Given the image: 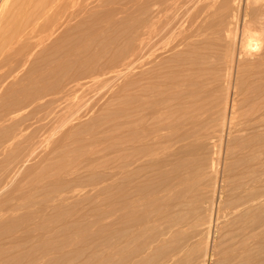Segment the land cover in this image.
<instances>
[{"label":"rangeland","instance_id":"374dc122","mask_svg":"<svg viewBox=\"0 0 264 264\" xmlns=\"http://www.w3.org/2000/svg\"><path fill=\"white\" fill-rule=\"evenodd\" d=\"M138 11V0H95L93 15L94 31L92 34V37L95 39V41L91 39L94 44L92 53H95V57L105 60L115 53L116 43L118 41H125V38L128 35L129 31H135L138 27ZM117 27L118 29H115ZM97 33L100 35H98ZM118 35L120 36L118 37ZM160 40L162 42L161 44L159 43V45L162 46H158V48L159 53L162 54L163 47L170 44L173 39H165L163 37L162 39L160 38L158 42ZM108 41L112 42L109 44ZM110 47H112V49ZM104 51H106L108 54H106V52ZM189 55L185 53H179L171 55L172 59L169 56H161L160 61L162 60V62L159 61L156 67L157 69H159L160 73L163 74L159 75L156 80L151 79L147 82H143L141 85H139L138 83L131 84L129 89L131 90V92H129L132 97L130 96L131 99L129 105H126L125 103L126 92L124 88L125 79L127 78V72L123 71V69H121L120 67H117V72H113L112 74H109L107 76H100L94 80L91 79L89 81H86L85 83L79 85L77 90H73L71 93H69V95L67 94L66 96H62L61 98L56 100L55 103H51L49 107H47L48 105L45 106V108L43 107V112H48L49 109V111H52L53 109V112L48 113L49 115H44L43 113L44 118L43 121H41L43 127H41V129L39 130L40 125H38V132L35 131V125L37 127L38 123L36 121L37 123L34 122L35 125L33 124V128H30V130L33 129L35 132H37L36 134L34 133L32 135L33 131L31 130L32 137L29 138L19 136L16 138V142H19L22 145L28 144L31 139L33 143L25 149H21L19 147L20 145L16 147L18 160L14 165H12V167L4 168L5 166L3 165V162L0 161V187L3 186L0 188V264H24L25 262V264H125L126 262H131L133 260V257L136 256L137 252L140 249L144 250L143 257L139 262L137 261L134 264H264L261 263V260L264 261V255H262V253H264V248H262L264 247V236H262V238L258 240L254 238L253 234L254 231H259L253 230L254 225L257 224L256 219H264V210H262L264 209V199H262L264 198V187H261L264 186V163H261L258 166H251L252 168H250V166L248 165L249 162L244 156L246 150V140L242 137L237 138L236 140H228V138H225L227 137L226 133H228V123L225 126L226 130L221 131L220 120H222L223 116V100L226 95H229L230 99L233 97V91L231 90L235 89V82L241 74H239V72H236L235 69L229 67V56H224L222 54L216 53L211 54L210 56L208 55L206 57ZM223 56L225 57V59L223 58ZM220 57H222V59ZM200 58L203 60H201ZM201 61L204 62L200 63ZM208 68L211 72H208ZM131 69L132 71L130 74L135 77L134 73L137 70V64H134ZM201 69H204V71H202ZM223 69H225L226 71H224ZM119 71L122 73H120ZM227 75L229 77H227ZM247 76L248 75L246 73L242 75L241 78H245ZM261 76V79L259 78L258 80L254 81L255 88L257 85H264V73H262ZM241 78L240 80H242ZM152 83L155 85H153ZM167 84H169V86H167ZM193 84H195V86ZM152 85L157 86V89L156 87H154L153 89ZM164 85H166L167 87ZM148 86H150V88ZM195 90L199 91L196 92ZM257 90L258 88H256V91H253V93H251L252 91H249L246 94L247 97L243 96L242 98V94H240L241 96L238 95V116L244 114L238 117L239 120H242L246 117L247 114H250L257 109V103L252 98L254 95H256ZM176 93L179 97L176 95ZM172 95H175L176 97H173ZM213 95H216V97H213ZM164 98L168 99L162 101L164 100ZM171 98L174 99V101ZM246 98L247 100H245ZM196 103L199 104L197 105ZM148 104L150 105L148 106ZM128 108L130 110V114L126 115ZM170 108L172 110H170ZM191 110L194 111L192 112ZM185 111H187V113L189 114H187ZM164 112L165 114H163ZM180 114L183 116H179ZM229 114L231 113L229 112ZM156 115H158L160 118H158V116ZM45 117L48 118L45 119ZM128 120H130L129 123L127 122ZM201 120L204 123L201 122ZM177 121L179 122L176 123ZM132 122L134 123L132 124ZM210 122L211 124H209ZM170 123L171 125H169ZM130 128L131 133L129 132ZM146 129L150 133H147ZM203 130H210L209 132L213 134V137L207 144L202 143V138L199 136ZM259 131L257 134L260 135L257 136L256 139L264 141V130H262L261 132ZM169 132L170 134H168ZM131 134L134 136H132ZM127 136H129V138H127ZM125 138L127 139L125 140ZM192 138L194 140H192ZM213 147L215 149H213ZM115 153L119 155H116ZM169 155H171V157ZM257 157L264 161V152H262V154H257ZM33 159L35 162L33 161ZM144 160H146L147 162ZM234 161H236V163ZM210 164H212V166ZM1 166H3L5 170H2L3 168H1ZM143 166L145 167L143 168ZM202 166L204 169L202 168ZM200 167L202 169H200ZM169 169H172L171 173L169 172ZM195 169L196 171H194ZM228 169L230 170L228 171ZM206 170L207 172H209L208 174ZM244 172L245 175L243 174ZM247 172L250 175H248ZM197 177L199 178V181ZM39 180L42 181L39 182ZM195 180L197 181V183H195ZM188 182L191 183H189L190 186ZM108 183L110 184L108 185ZM214 185L216 189L212 187ZM240 185L241 187H239ZM62 186H65L67 188H63ZM255 187L258 189V191ZM135 188L137 189V191ZM260 190L262 191L261 194L259 192ZM196 191H198L199 193ZM127 193L130 194H128L127 196ZM49 194L51 196H49ZM253 195L257 198L259 197V205L257 204L255 206H250L249 208H247V210H245V207L251 203V200H253L251 199ZM237 197L239 198V200ZM246 199H249L250 201H247ZM135 200L136 203H134ZM9 201H11V203ZM62 203L64 204L62 205ZM166 203H171L173 205L171 209V213L173 212V215L171 214L169 216L170 218L167 217L169 219L164 217L161 220L162 225L159 224V226L161 227L160 228L159 226H157L159 221H157L156 218V208L159 204L165 205ZM178 203L181 205H177ZM55 206L57 209L55 208ZM123 206L125 207L124 209ZM133 206H136V209H134ZM129 207H132L133 209H130ZM183 209L185 211H183ZM110 210L113 211L111 212ZM225 210L228 211V214L220 217V219L222 220L220 222V225V223H217V214L219 211L223 212ZM180 211H182V213H180ZM174 212L176 215L174 214ZM258 212H260L261 214ZM26 213L29 215V217ZM59 214H61L60 217L57 216ZM185 214L187 215V217ZM180 215L184 216L182 218L184 220L181 221ZM259 215H262V217ZM136 218L138 219L137 221H143L144 226H135V223L137 222ZM230 220L231 223L233 221L232 224L230 223ZM77 221H80V223L77 224ZM125 221L127 222L125 223ZM149 221L152 224L149 225ZM155 221H157L156 224ZM65 224H68V226ZM164 224L167 225L164 226ZM37 226L39 227L37 228ZM225 226L227 229L225 228ZM155 227H157L158 229H155ZM215 227L218 228L216 229ZM244 227L247 228L245 229ZM28 228H32V232L30 229L29 231ZM168 228L172 229V233L170 232V234H167ZM220 228L221 232L219 231ZM8 229L10 232L8 231ZM26 230L29 232H27ZM168 235L170 236V239ZM110 237L112 238L110 239ZM216 238L218 239V241L215 240ZM247 238L250 239L248 240ZM29 239H31L32 241H29ZM133 239H135V241ZM107 240L110 241L106 244ZM167 240L169 243L166 242ZM21 244H23L24 246H22ZM97 244L99 245L97 246ZM14 246L18 247L14 248ZM169 246H171L172 248ZM183 247L184 249H182ZM259 248L262 249L259 250ZM170 249H173L175 251V255L178 256L177 258H175L176 256H174L173 261L169 260L168 258V251ZM229 249L231 250L229 251ZM256 250H259V252L257 251V254H255ZM189 251L192 254H190ZM245 258L251 261L246 260ZM35 259L36 261H34Z\"/></svg>","mask_w":264,"mask_h":264},{"label":"bare ground","instance_id":"6f19581e","mask_svg":"<svg viewBox=\"0 0 264 264\" xmlns=\"http://www.w3.org/2000/svg\"><path fill=\"white\" fill-rule=\"evenodd\" d=\"M122 1V0H121ZM120 2V1H119ZM106 3V2H104ZM103 4V3H101ZM100 4V5H101ZM139 4V24L135 31H129L125 41L116 43V51L111 57L105 60L95 57L93 54L92 37L94 28V5L95 0H0V161L6 167H12L18 160L16 147L25 149L30 146L32 139L28 144L16 142V138L32 137L43 127V113L47 115L49 112H43V107H49L51 103L62 96H66L73 90H77L78 86L96 79L100 76H107L113 72H117V67L127 72L125 79V103L130 104V85L138 83L141 85L151 79H157L160 73L157 69L161 56H169L185 53L190 55H198L202 57L211 54H222L229 56V67L241 74L236 82L233 91V97L229 95L224 98L222 104V120L221 131L228 127V140L244 138L246 140L245 158L251 166H258L264 163L257 154L264 152V141L256 139L259 130H264V85H257L256 95L252 98L257 103V109L247 114L245 118L239 120L237 109L239 107L238 95L242 94V98L247 97L249 91H256L254 81L262 77L264 73V0H138ZM99 5V4H98ZM97 5V6H98ZM129 5V4H128ZM130 6V5H129ZM125 7V6H124ZM128 8V7H127ZM136 8V7H135ZM134 8V9H135ZM103 9V8H102ZM129 9V8H128ZM121 13V12H120ZM118 16V15H117ZM124 16V15H123ZM119 19V18H118ZM133 20V19H132ZM136 22V21H134ZM113 23V21H112ZM123 24V22H122ZM114 26V25H113ZM130 27V26H128ZM110 29V28H109ZM115 29H118L115 28ZM128 29V28H127ZM114 31V30H113ZM98 32V31H97ZM122 32V31H121ZM103 33V32H102ZM98 34V33H97ZM118 34V32H117ZM100 35V34H98ZM120 35H118L119 37ZM95 37V36H94ZM117 37V38H118ZM172 38L170 44L164 46L162 54L159 53L158 46L161 44V38ZM96 38V37H95ZM122 38V37H121ZM111 40V39H110ZM117 40V39H116ZM102 41V40H101ZM100 42V41H99ZM112 42V41H111ZM108 41V43H111ZM116 42V41H115ZM158 42V44H157ZM106 43V42H105ZM104 43V44H105ZM108 44V46H109ZM97 46V45H96ZM99 46V45H98ZM107 46V45H106ZM105 46V47H106ZM112 49V47H110ZM109 48V49H110ZM102 50V49H101ZM100 50V51H101ZM110 51V50H109ZM106 52V51H104ZM106 54H108L106 52ZM189 55V56H190ZM100 56V54H99ZM223 58L225 59V57ZM103 57V56H102ZM101 58V57H100ZM195 58V57H193ZM218 58V57H214ZM222 59V57H220ZM172 59V57H171ZM201 59V58H200ZM211 59V58H209ZM165 60V59H164ZM203 60V59H201ZM206 60V59H204ZM169 61V60H168ZM189 61V60H187ZM162 62V60L160 61ZM201 61L200 63H203ZM218 62V61H217ZM227 62V61H226ZM198 63V62H196ZM210 63V62H209ZM137 64L135 77L131 75L132 66ZM194 64V63H192ZM227 64V63H226ZM190 65V64H189ZM196 65V64H195ZM203 65V64H202ZM159 66V65H158ZM227 67V66H226ZM230 68V69H231ZM165 69V68H164ZM209 69V68H208ZM229 69V71H230ZM162 70V69H161ZM200 70V69H199ZM204 71V69H201ZM212 70V69H211ZM226 71L225 69H223ZM222 70V71H223ZM134 71V70H133ZM175 71V70H174ZM216 71V70H214ZM219 71V70H218ZM223 71V72H224ZM120 72V71H119ZM199 72V71H198ZM206 72V71H205ZM208 72H211L210 69ZM241 72V73H240ZM122 73V72H120ZM194 73V72H193ZM247 73V77L241 78ZM118 74V73H117ZM125 74V72H124ZM171 74V73H170ZM192 74V73H191ZM190 74V75H191ZM195 74V73H194ZM204 74V73H203ZM206 74V73H205ZM235 74V73H234ZM174 75V74H173ZM115 76V75H114ZM176 76V75H175ZM208 76V75H206ZM214 76V75H213ZM224 76V75H222ZM246 76V75H245ZM180 77V76H179ZM227 77H229L227 75ZM124 78V77H123ZM122 78V79H123ZM162 78V77H160ZM168 78V77H167ZM184 78V76H183ZM240 78L242 80H240ZM173 79V77H172ZM175 79V78H174ZM261 79V78H260ZM164 80V78H163ZM228 80V79H227ZM208 81V80H207ZM219 81V80H218ZM230 81V80H229ZM154 82V81H153ZM163 82V81H162ZM170 82V80H169ZM232 82V81H231ZM177 83V82H176ZM180 83V82H179ZM184 83V82H183ZM189 83V82H188ZM194 83V82H193ZM196 83V81H195ZM258 83V81H257ZM150 84V83H148ZM153 84V83H152ZM160 84V83H159ZM185 84V83H184ZM198 84V82H197ZM211 84V83H210ZM147 85V84H145ZM155 85V84H153ZM152 88L157 86H153ZM171 85V84H170ZM173 85V84H172ZM195 86V84H193ZM166 86V85H164ZM169 86V84H167ZM166 86V87H167ZM176 86V84H175ZM187 86V84H186ZM192 86V85H191ZM233 86V85H232ZM101 87V86H100ZM150 88V86H148ZM161 87V85H160ZM178 87V86H177ZM182 87V86H181ZM193 87V86H192ZM204 87V86H203ZM228 87V86H227ZM147 88V87H145ZM144 88V90H145ZM164 88V87H163ZM180 88V87H179ZM223 89V88H222ZM232 89V88H231ZM111 90V89H110ZM194 90V89H193ZM197 90V89H196ZM195 90V91H196ZM130 91V92H129ZM192 91V90H190ZM199 91V90H198ZM196 91V92H198ZM140 92V91H139ZM205 92V91H204ZM165 93V92H163ZM192 93V92H190ZM214 93V92H213ZM96 94V93H95ZM179 94V93H178ZM229 94V93H226ZM250 94V93H249ZM134 95V94H133ZM177 95V93H176ZM201 95V94H200ZM206 95V94H205ZM210 95V94H209ZM136 96V95H135ZM149 96V95H148ZM173 97L175 95H172ZM178 96V95H177ZM196 96V95H195ZM212 96V95H211ZM241 96V95H240ZM104 97V96H103ZM102 97V98H103ZM121 97V96H120ZM132 97V96H131ZM141 97V96H140ZM139 97V98H140ZM176 97V96H175ZM179 97V96H178ZM182 97V96H181ZM186 97V96H185ZM197 97V96H196ZM213 97H216V95ZM223 97V96H222ZM134 98V97H133ZM142 98V97H141ZM147 98V96H146ZM250 98V97H249ZM137 99V98H135ZM143 99V98H142ZM165 99L168 98H164ZM172 99V98H171ZM133 100V99H132ZM131 100V101H132ZM174 101V99H172ZM189 100V99H188ZM208 100V99H207ZM215 100V99H214ZM247 100V98L245 99ZM101 101V100H100ZM160 101V100H159ZM198 101V100H197ZM213 101V100H212ZM243 101V100H241ZM138 102V101H137ZM154 102V101H152ZM156 102V101H155ZM193 102V101H192ZM133 103V102H131ZM143 103V102H142ZM148 103V102H147ZM146 103V104H147ZM160 103V102H159ZM191 103V102H190ZM214 103V102H212ZM222 103V102H221ZM220 103V104H221ZM135 104V103H134ZM155 104V103H154ZM164 104V103H163ZM197 104V103H196ZM199 104V103H198ZM197 104V105H198ZM211 104V103H209ZM217 104V103H216ZM215 104V105H216ZM53 105V104H52ZM145 105V104H144ZM150 104H148L149 106ZM174 105V104H173ZM172 105V106H173ZM182 105V104H181ZM189 105V104H188ZM187 105V106H188ZM192 105V104H190ZM205 105V104H204ZM137 106V105H136ZM166 106V105H165ZM176 106V105H175ZM221 106V105H220ZM54 107V106H51ZM252 107V106H250ZM201 108V107H200ZM203 108V107H202ZM167 109V108H166ZM175 109V108H174ZM179 109V108H178ZM182 109V108H181ZM185 109V107H184ZM199 109V108H197ZM209 109V108H208ZM217 109V108H216ZM240 109V108H239ZM250 109V108H249ZM170 110H172L170 108ZM180 110V109H179ZM59 111V110H58ZM68 111V110H67ZM70 111V110H69ZM144 111V110H143ZM161 111V110H160ZM178 111V110H177ZM182 111V110H181ZM192 111V110H191ZM194 111V110H193ZM192 111V112H193ZM248 111V109H247ZM246 111V112H247ZM172 112V111H171ZM174 112V111H173ZM187 113V111H185ZM190 112V111H189ZM191 112V113H192ZM209 112V111H208ZM229 112L231 114H229ZM245 112V113H246ZM76 113V112H75ZM119 113V112H118ZM167 113V112H166ZM206 113V112H205ZM130 114L129 108L127 114ZM139 114V113H138ZM137 114V115H138ZM162 114V113H161ZM165 114V112L163 113ZM183 114V113H182ZM189 114V113H187ZM218 114V112H217ZM229 114V116H228ZM49 115V114H48ZM80 115V114H79ZM90 115V114H89ZM174 115V114H173ZM171 115V116H173ZM185 115V114H184ZM84 116V115H82ZM87 116V115H86ZM85 116V117H86ZM134 116V115H133ZM139 116V115H138ZM137 116V117H138ZM158 116V115H156ZM170 116V117H171ZM183 116V115H179ZM186 116V115H185ZM77 117V116H75ZM88 117V116H87ZM124 117V116H123ZM192 117V116H190ZM243 117V116H242ZM48 117H45L47 119ZM50 118V117H49ZM61 118V117H60ZM158 118H160L158 116ZM157 118V119H158ZM167 118V117H166ZM215 118V117H214ZM76 119V118H75ZM155 119V118H153ZM72 120V119H71ZM186 120V119H185ZM213 120V118H212ZM210 120V121H212ZM38 123H37V122ZM45 121V120H44ZM59 121V120H58ZM154 121V120H153ZM176 121V120H175ZM37 123V127L34 124ZM49 122V121H48ZM75 122V121H74ZM128 123L130 120L127 121ZM136 122V121H135ZM143 122V121H142ZM158 122V121H157ZM177 121L176 123H178ZM184 122V121H183ZM200 122V121H198ZM201 122H203L201 120ZM40 123V124H39ZM70 123V122H69ZM83 123V122H82ZM81 123V124H82ZM134 122H132L133 124ZM175 123V122H174ZM173 123V124H174ZM204 123V122H203ZM206 123V121H205ZM216 123V122H215ZM220 123V122H219ZM35 125V132L30 128ZM172 124V125H173ZM181 124V121H180ZM201 124V123H200ZM211 124V122L209 123ZM38 125H40L38 127ZM114 125V124H113ZM137 125V124H136ZM171 125V123L169 124ZM177 125V124H176ZM189 125V124H188ZM218 125V124H217ZM77 126V125H76ZM154 126V125H153ZM157 126V124H156ZM185 126V125H184ZM183 126V127H184ZM198 126V125H197ZM202 126V125H201ZM207 126V125H206ZM192 127V126H191ZM51 128V127H50ZM117 128V127H116ZM119 128V127H118ZM142 128V127H141ZM166 128V127H164ZM120 129V128H119ZM123 129V128H121ZM125 129V128H124ZM138 129V128H137ZM163 129V128H162ZM180 129V128H179ZM203 129V128H202ZM205 129V128H204ZM126 130V129H125ZM131 128L129 129L130 132ZM139 130V129H138ZM143 130V129H142ZM147 130V129H146ZM154 130V129H153ZM212 130V129H210ZM209 130V131H210ZM112 131V130H111ZM134 131V129H133ZM163 131V130H162ZM169 131V130H168ZM180 131V130H179ZM203 130L200 133L202 143L207 144L213 137L211 132ZM259 131V132H261ZM137 132V131H136ZM165 132V131H164ZM176 132V131H174ZM178 132V131H177ZM216 132V131H215ZM32 133V135H31ZM126 133V132H125ZM124 133V134H125ZM128 133V132H127ZM131 133V132H130ZM139 133V132H138ZM147 133H150L147 130ZM154 133V131H153ZM133 134V133H132ZM131 134V135H132ZM157 134V133H156ZM170 134V132L168 133ZM122 135V134H121ZM130 135V134H129ZM136 135V134H135ZM141 135V134H140ZM174 135V134H173ZM222 135V134H221ZM219 135V136H221ZM253 135V136H252ZM134 136V135H132ZM147 136V134H146ZM144 136V137H146ZM150 136V134H149ZM153 136V135H151ZM160 136V135H159ZM165 136V134H164ZM170 136V135H169ZM218 136V137H219ZM223 136V135H222ZM255 136V137H254ZM156 137V136H155ZM154 137V138H155ZM181 137V136H180ZM179 137V138H180ZM198 137V136H197ZM199 137V139H200ZM129 138V136H127ZM125 138V140L127 139ZM134 138V137H133ZM136 138V137H135ZM164 138V137H163ZM221 138V137H220ZM262 138V137H261ZM122 139V138H121ZM120 139V140H121ZM162 139V138H161ZM184 139V138H183ZM190 139V138H189ZM135 140V139H134ZM141 140V139H140ZM192 140H194L192 138ZM215 140V139H214ZM213 140V141H214ZM222 140V139H221ZM224 140V137H223ZM222 140V141H223ZM22 141V140H21ZM179 141V140H178ZM35 142V141H34ZM132 142V141H131ZM140 142V141H139ZM172 142V141H171ZM190 142V141H189ZM130 143V142H129ZM135 143V142H134ZM160 143V142H159ZM229 143V142H227ZM244 143V141H243ZM113 144V143H111ZM115 144V143H114ZM125 144V143H124ZM161 144V143H160ZM166 144V143H165ZM164 144V145H165ZM168 144V143H167ZM176 144V143H175ZM212 144V143H211ZM222 144V143H221ZM224 144V142H223ZM238 144V143H237ZM242 144V143H241ZM159 145V144H158ZM169 145V144H168ZM180 145V143H179ZM218 145V144H217ZM216 145V147H217ZM234 145V144H233ZM69 146V145H68ZM120 146V145H119ZM146 146V145H145ZM151 146V145H150ZM163 146V145H162ZM33 147V146H32ZM129 147V146H128ZM160 147V146H159ZM175 147V146H174ZM229 147V146H228ZM233 147V146H232ZM92 148V147H91ZM106 148V147H105ZM140 148V146H139ZM181 148V147H180ZM211 148V147H210ZM231 148V147H230ZM133 149V148H132ZM178 149V148H177ZM213 149H215L213 147ZM18 150V149H17ZM20 150V149H19ZM126 150V149H125ZM129 150V149H128ZM141 150V149H139ZM146 150V149H145ZM192 150V149H191ZM207 150V149H206ZM224 150V149H223ZM232 150V149H231ZM235 150V149H234ZM138 151V150H137ZM157 151V150H156ZM181 151V150H180ZM185 151V150H184ZM201 151V150H200ZM233 151V150H232ZM135 152V151H134ZM142 152V151H141ZM119 153V152H118ZM158 153V152H157ZM171 153V151H170ZM191 153V152H190ZM194 153V152H193ZM218 153V152H217ZM220 153V152H219ZM235 153V152H234ZM112 154V153H111ZM116 154V153H115ZM130 154V153H129ZM206 154V151H205ZM110 155V154H109ZM119 155V154H116ZM115 155V156H116ZM155 155V154H154ZM111 156V155H110ZM109 156V157H110ZM113 156V155H112ZM161 156V155H160ZM171 157V155H169ZM218 156V154H217ZM223 156V155H222ZM259 156V155H258ZM70 157V156H69ZM152 157V155H151ZM163 157V155H162ZM161 157V158H162ZM262 157V156H260ZM114 158V157H113ZM122 158V157H120ZM168 158V156H167ZM194 158V157H193ZM192 158V159H193ZM218 158V157H216ZM224 158V157H223ZM227 158V157H226ZM101 159V158H100ZM139 159V158H138ZM164 159V158H163ZM162 159V160H163ZM174 159V158H173ZM232 159V158H231ZM230 159V160H231ZM36 160V159H35ZM39 160V159H38ZM111 160V159H110ZM148 160V158H147ZM199 160V158H198ZM34 161V159H33ZM146 161V160H144ZM190 161V160H189ZM201 161V159H200ZM222 161V160H221ZM246 161V162H247ZM35 162V161H34ZM138 162V161H137ZM147 162V161H146ZM193 162V161H192ZM203 162V161H202ZM236 163V161H234ZM241 162V161H239ZM19 163V162H18ZM33 163V162H32ZM103 163V162H102ZM108 163V162H107ZM115 163V162H114ZM122 163V162H121ZM128 163V162H127ZM205 163V162H204ZM136 164V163H135ZM234 164V163H233ZM239 164V163H238ZM72 165V164H71ZM127 165V164H126ZM175 165V164H174ZM212 166V164H210ZM17 166V165H15ZM97 166V165H96ZM109 166V165H108ZM146 166V165H145ZM143 166V168L145 167ZM170 166V165H168ZM173 166V165H171ZM210 166V167H211ZM234 166V165H233ZM236 166V165H235ZM128 167V166H127ZM183 167V166H182ZM219 167V166H218ZM248 167V166H247ZM3 168V166H1ZM2 170H5V169ZM115 168V167H114ZM129 168V167H128ZM131 168V167H130ZM163 168V167H162ZM177 168V167H176ZM188 168V167H187ZM203 168V166H202ZM200 167V169H202ZM22 169V168H20ZM100 169V168H99ZM146 169V168H145ZM179 169V168H178ZM204 169V168H203ZM206 169V168H205ZM212 169V168H211ZM221 169V168H220ZM223 169V168H222ZM238 169V168H237ZM77 170V169H76ZM108 170V169H107ZM170 170V171H169ZM168 171L171 173L172 169ZM184 170V169H183ZM209 170V169H208ZM230 169H228L229 171ZM141 171V170H140ZM139 171V173H140ZM196 171V169L194 170ZM212 171V170H211ZM216 171V170H214ZM220 171V170H219ZM222 171V170H221ZM227 171V172H228ZM3 172V171H2ZM11 172V171H10ZM130 172V170H129ZM128 172V173H129ZM151 172V171H150ZM163 172V171H162ZM178 172V171H177ZM207 172V170H206ZM255 172V171H254ZM111 173V172H110ZM109 173V174H110ZM149 173V172H148ZM167 173V172H166ZM182 173V172H181ZM190 173V172H189ZM193 173V172H192ZM209 172H207L208 174ZM211 173V172H210ZM223 173V172H222ZM252 173V172H251ZM134 174V173H133ZM138 174V173H137ZM146 174V173H145ZM191 174V173H190ZM194 174V173H193ZM201 174V173H200ZM219 174V172H218ZM245 175V172L243 173ZM248 174V172H247ZM4 175V174H3ZM13 175V174H12ZM18 175V174H17ZM16 175V176H17ZM63 175V174H62ZM61 175V176H62ZM80 175V174H78ZM93 175V174H92ZM108 175V174H107ZM195 175V174H194ZM197 175V174H196ZM233 175V174H232ZM236 175V174H235ZM242 175V174H241ZM250 175V174H248ZM253 175V174H251ZM14 176V175H13ZM220 176V175H219ZM222 176V175H221ZM261 176V175H260ZM18 177V176H17ZM16 177V178H17ZM128 177V176H127ZM199 177V176H198ZM197 177V178H198ZM214 177V176H213ZM240 177V176H239ZM256 177V176H255ZM85 178V177H82ZM141 178V177H140ZM139 178V179H140ZM171 178V177H169ZM173 178V177H172ZM181 178V177H179ZM178 178V180H179ZM200 178V177H199ZM198 178V181H199ZM246 178V177H245ZM248 178V177H247ZM9 179V178H8ZM79 179V178H78ZM121 179V178H119ZM143 179V178H142ZM175 179V178H174ZM183 179V178H181ZM180 179V180H181ZM192 179V178H191ZM206 179V178H205ZM231 179V178H229ZM244 179V178H243ZM242 179V180H243ZM123 180V179H122ZM168 180V179H167ZM176 180V179H175ZM190 180V178H189ZM209 180V179H208ZM241 180V179H239ZM250 180V179H249ZM252 180V179H251ZM254 180V179H253ZM42 181V180H41ZM39 180V182H41ZM51 181V180H50ZM111 181V180H110ZM160 181V180H159ZM196 181V180H195ZM203 181V180H202ZM86 182V181H85ZM107 182V181H106ZM133 182V181H132ZM149 182V181H148ZM193 182V180H192ZM209 182V181H206ZM232 182V181H231ZM244 182V181H243ZM246 182V181H245ZM252 182V181H251ZM144 183V182H142ZM158 183V182H157ZM160 183V182H159ZM185 183V182H184ZM190 182H188L189 184ZM197 183V181L195 182ZM230 183V182H229ZM38 184V183H37ZM107 184V183H106ZM110 183H108L109 185ZM130 184V183H129ZM156 184V183H154ZM167 184V183H166ZM191 184V183H190ZM189 184V186H190ZM199 184V182H198ZM226 184V183H225ZM238 184V183H237ZM257 184V183H256ZM260 184V183H258ZM171 185V184H170ZM175 185V184H174ZM219 185V184H218ZM245 185V184H244ZM252 185V184H251ZM254 185V184H253ZM12 186V185H11ZM104 186V185H103ZM115 186V185H114ZM121 186V185H120ZM125 186V185H124ZM139 186V183H138ZM147 186V185H146ZM235 186V185H232ZM243 186V185H242ZM255 186V185H254ZM253 186V188H254ZM3 187V186H1ZM0 187V188H1ZM53 187V186H52ZM63 187V186H62ZM107 187V186H106ZM137 187V186H136ZM151 187V186H150ZM163 187V186H162ZM200 187V186H199ZM216 189L215 185L212 186ZM211 187V188H212ZM231 187V186H230ZM241 187V185L239 186ZM252 187V186H251ZM264 187V186H261ZM9 188V185H8ZM16 188V187H15ZM67 188V187H63ZM62 188V189H63ZM115 188V187H114ZM126 188V187H125ZM124 188V189H125ZM139 188V187H138ZM159 188V185H158ZM169 188V187H166ZM165 188V189H166ZM171 188V187H170ZM191 188V187H190ZM256 188V187H255ZM80 189V188H79ZM107 189V188H106ZM128 189V188H127ZM136 189V188H135ZM134 189V190H135ZM141 189V188H140ZM164 189V188H163ZM178 189V188H177ZM185 189V188H184ZM192 189V188H191ZM201 189V188H200ZM204 189V188H203ZM243 189V188H241ZM245 189V188H244ZM248 189V188H247ZM257 189V188H256ZM255 189V190H256ZM6 190V189H5ZM4 190V192H5ZM77 190V189H76ZM75 190V191H76ZM89 190V189H88ZM206 190V189H205ZM219 190V189H218ZM250 190V189H249ZM137 191V189H136ZM154 191V190H153ZM252 191V190H251ZM258 191V189H257ZM16 192V191H15ZM51 192V191H50ZM109 192V191H108ZM128 192V190H127ZM143 192V191H142ZM164 192V191H163ZM183 192V191H182ZM181 192V193H182ZM186 192V191H185ZM198 192V191H196ZM228 192V191H227ZM261 194V190L259 191ZM67 193V192H66ZM71 193V192H70ZM69 193V194H70ZM89 193V192H88ZM131 193V192H130ZM127 193V196L128 194ZM153 193V192H151ZM170 193V192H169ZM199 193V192H198ZM207 193V192H206ZM241 193V192H240ZM59 194V193H58ZM107 194V193H106ZM109 194V193H108ZM164 194V193H163ZM186 194V193H185ZM220 194V193H219ZM223 194V193H222ZM248 194V193H247ZM2 195V194H1ZM7 195V193H6ZM79 195V194H78ZM86 195V194H85ZM84 195V196H85ZM116 195V194H115ZM114 195V196H115ZM153 195V194H152ZM157 195V194H156ZM170 195V194H169ZM168 195V196H169ZM175 195V194H174ZM184 195V194H183ZM202 195V194H201ZM218 195V194H217ZM243 195V194H242ZM49 196H51L49 194ZM53 196V195H52ZM67 196V195H66ZM108 196V195H107ZM111 196V195H110ZM143 196V195H142ZM155 196V194H154ZM195 196V195H194ZM231 196V194H230ZM229 196V198H230ZM250 196V195H249ZM258 196V195H257ZM81 197V195H80ZM79 197V199H80ZM124 197V196H122ZM200 197V196H199ZM49 198V197H48ZM52 198V197H51ZM54 198V197H53ZM142 198V197H141ZM148 198V197H147ZM177 198V197H175ZM194 198V197H193ZM212 198V197H211ZM220 198V197H218ZM223 198V197H222ZM228 198V197H227ZM238 198V197H237ZM241 198V197H240ZM23 199V198H22ZM50 199V198H49ZM48 199V200H49ZM61 199V198H60ZM116 199V197H115ZM131 199V198H130ZM135 199V198H134ZM140 199V198H139ZM159 199V198H158ZM156 199V200H158ZM166 199V198H165ZM224 199V198H223ZM249 200L251 203L245 207L255 206L260 202L259 197L252 196ZM264 199V198H262ZM73 200V198H72ZM75 200V198H74ZM108 200V199H107ZM147 200V199H145ZM167 200V199H166ZM174 200V199H173ZM207 200V199H206ZM225 200V199H224ZM235 200V199H234ZM239 200V198H238ZM247 200V199H246ZM247 200V201H248ZM71 201V200H70ZM126 201V200H125ZM153 201V200H150ZM172 201V199H171ZM208 201V200H207ZM216 201V200H215ZM246 201V202H247ZM11 203V201H9ZM66 202V200H65ZM134 202V201H132ZM145 202V201H144ZM195 202V201H193ZM224 202V201H223ZM235 202V201H234ZM237 202V201H236ZM245 202V203H246ZM262 202V201H261ZM22 203V202H21ZM37 203V202H36ZM136 203V200L135 202ZM172 203V202H171ZM166 203L158 205L156 208V218L158 225H162V219L169 217L173 205ZM187 203V202H185ZM190 203V202H188ZM197 203V202H196ZM214 203V202H213ZM231 203V201H230ZM240 203V202H239ZM248 203V202H247ZM64 203H62L63 205ZM74 204V203H73ZM130 204V203H129ZM146 204V203H145ZM15 205V204H14ZM61 205V204H60ZM149 205V203H148ZM181 205V204H177ZM188 205V204H187ZM220 205V204H219ZM240 205V204H238ZM259 205V204H258ZM58 206V205H57ZM72 206V205H71ZM110 206V205H109ZM176 206V204H175ZM217 206V205H216ZM60 207V206H59ZM58 207V208H59ZM134 207V206H133ZM136 207V206H135ZM134 207V209H136ZM179 207V206H178ZM186 207V205H185ZM190 207V206H189ZM237 207V205H236ZM241 207V206H240ZM56 208V206H55ZM125 207L123 206V209ZM130 208V207H129ZM128 208V210H129ZM132 208V207H131ZM130 208V209H131ZM140 208V206H139ZM200 208V207H199ZM218 208V207H217ZM220 208V207H219ZM242 208V207H241ZM53 209V208H52ZM57 209V208H56ZM133 209V208H132ZM142 209V208H141ZM201 209V208H200ZM240 209V208H239ZM262 209V208H260ZM38 210V209H37ZM117 210V209H116ZM120 210V209H119ZM140 210V209H139ZM194 210V209H193ZM196 210V209H195ZM218 210V209H217ZM216 210V211H217ZM244 210V211H245ZM264 210V209H262ZM261 210V211H262ZM111 211V210H110ZM113 211V210H112ZM111 211V212H112ZM123 211V210H122ZM133 211V210H132ZM183 211H185L183 209ZM212 211V210H211ZM258 211V210H257ZM260 211V212H261ZM5 212V211H4ZM65 212V211H64ZM130 212V211H129ZM138 212V211H137ZM141 212V211H140ZM179 212V211H178ZM177 212V214H178ZM219 211L217 214V223L222 220L220 217L228 214V211ZM258 212V213H260ZM41 213V212H39ZM38 213V214H39ZM43 213V212H42ZM132 213V212H131ZM182 213V211H180ZM231 213V212H230ZM27 214V213H26ZM31 214V213H30ZM77 214V213H76ZM107 214V213H106ZM112 214V213H111ZM110 214V215H111ZM152 214V212H151ZM175 214V212H174ZM188 214V213H186ZM185 214V215H186ZM237 214V213H236ZM261 214V213H260ZM28 215V214H27ZM51 215V214H50ZM66 215V214H65ZM113 215V214H112ZM150 215V214H149ZM173 215V214H172ZM176 215V214H175ZM201 215V214H200ZM235 215V214H234ZM21 216V215H20ZM61 216V214L57 215ZM114 216V215H113ZM181 216V215H180ZM178 216V217H180ZM232 216V215H231ZM258 216V215H257ZM262 217V215H259ZM22 217V216H21ZM29 217V215H28ZM35 217V216H34ZM50 217V216H49ZM64 217V215H63ZM107 217V216H106ZM122 217V216H121ZM149 217V216H148ZM184 216H181V221ZM187 217V215H186ZM211 217V216H210ZM213 217V216H212ZM215 217V216H214ZM243 217V216H242ZM4 218V217H3ZM56 218V217H55ZM58 218V217H57ZM113 218V217H112ZM111 218V219H112ZM170 218V217H169ZM167 218V219H169ZM37 219V218H36ZM43 219V218H42ZM109 219V218H108ZM259 219V218H258ZM11 220V219H10ZM15 220V219H14ZM49 220V219H48ZM138 219L136 218V221ZM149 220V219H148ZM232 220V219H231ZM230 220V223H231ZM244 220V219H243ZM32 221V220H31ZM118 221V220H117ZM133 221V220H132ZM155 221V224L156 222ZM17 222V221H16ZM76 222V221H75ZM74 222V223H75ZM82 222V221H81ZM127 221H125L126 223ZM130 222V220H129ZM147 222V221H146ZM170 222V221H169ZM238 222V221H237ZM257 224L254 225V238L260 239L264 236V219H256ZM2 223V221H1ZM20 223V222H19ZM69 223V222H68ZM80 221H77V224ZM123 223V222H122ZM166 223V222H165ZM172 223V222H171ZM203 223V222H202ZM233 223V221H232ZM231 223V224H232ZM39 224V223H38ZM118 224V223H117ZM147 224V223H146ZM152 224L149 221V225ZM154 224V223H153ZM168 224V222H167ZM166 224V225H167ZM186 224V223H185ZM189 224V223H188ZM226 224V223H224ZM15 225V224H14ZM37 225V224H36ZM68 226V224H65ZM70 225V224H69ZM143 225V221H137L135 226ZM164 224V226H166ZM174 225V224H173ZM172 225V226H173ZM179 225V224H178ZM221 225V223H220ZM247 225V224H246ZM35 226V225H34ZM41 226V225H39ZM37 226V228L39 227ZM144 226V225H143ZM142 226V227H143ZM146 226V225H145ZM163 226V227H164ZM177 226V225H176ZM175 226V227H176ZM211 226V225H210ZM217 226V224H216ZM228 226V224H227ZM15 227V226H14ZM61 227V226H60ZM59 227V229H60ZM66 227V226H65ZM73 227V226H72ZM105 227V226H103ZM160 227V226H159ZM171 227V226H170ZM174 227V226H173ZM219 227V226H218ZM217 227V228H218ZM224 227V226H223ZM249 227V226H248ZM17 228V227H16ZM50 228V227H49ZM131 228V227H130ZM129 228V229H130ZM133 228V227H132ZM154 228V227H153ZM157 227H155L156 229ZM161 228V227H160ZM216 228V227H215ZM216 228V229H217ZM226 228V226H225ZM224 228V229H225ZM245 228V227H244ZM247 228V227H246ZM245 228V229H246ZM11 229V228H9ZM8 229V231H9ZM27 229V228H26ZM32 228H28V230ZM36 229V228H35ZM115 229V228H114ZM128 229V228H127ZM141 229V228H140ZM158 229V228H157ZM182 229V228H181ZM185 229V228H184ZM207 229V228H206ZM209 229V228H208ZM227 229V228H226ZM29 230V231H30ZM58 230V228H57ZM152 230V229H151ZM172 229H167L170 234ZM234 230V229H233ZM24 231V230H23ZM27 231V230H26ZM27 231V232H29ZM34 231V230H33ZM111 231V230H109ZM120 231V230H119ZM118 231V232H119ZM126 231V230H125ZM175 231V230H174ZM173 231V232H174ZM211 231V229H210ZM221 232V228L219 230ZM235 231V230H234ZM10 232V231H9ZM22 232V231H21ZM32 232V230H31ZM117 232V233H118ZM165 232V231H164ZM232 232V231H231ZM18 233V232H17ZM26 233V232H25ZM128 233V232H127ZM126 233V234H127ZM146 233V232H145ZM144 233V234H145ZM149 233V232H148ZM151 233V232H150ZM155 233V232H154ZM172 233V232H171ZM225 233V230H224ZM223 233V234H224ZM230 233V232H229ZM257 233V234H255ZM119 234V233H118ZM152 234V233H151ZM161 234V233H160ZM222 234V235H223ZM227 234V233H226ZM231 234V233H230ZM251 234V235H253ZM121 235V234H120ZM125 235V234H124ZM156 235V234H155ZM172 235V234H171ZM225 235V234H224ZM247 235V234H246ZM118 236V235H117ZM169 236V235H168ZM200 236V235H199ZM226 236V235H225ZM13 237V236H11ZM177 237V236H176ZM197 237V236H196ZM218 237V236H217ZM246 237V236H245ZM35 238V237H34ZM112 237H110L111 239ZM122 238V237H120ZM133 238V237H132ZM185 238V237H184ZM220 238V237H218ZM227 238V237H226ZM9 239V238H8ZM22 239V238H21ZM114 239V238H113ZM170 239V236H169ZM221 239V238H220ZM248 239V238H247ZM250 239V238H249ZM248 239V240H249ZM5 240V239H4ZM135 241V239H133ZM138 240V239H137ZM142 240V239H141ZM139 240V241H141ZM151 240V239H150ZM149 240V241H150ZM215 240L218 241L216 238ZM245 240V239H244ZM22 241V240H21ZM20 241V242H21ZM29 241H32L29 239ZM28 241V242H29ZM110 241V240H109ZM106 241V244L109 242ZM125 241V240H124ZM132 241V240H131ZM246 241V240H245ZM256 241V240H255ZM129 242V241H128ZM127 242V243H128ZM138 242V241H137ZM168 242V240L166 241ZM18 243V242H17ZM15 243V244H17ZM94 243V241H93ZM130 243V242H129ZM133 243V242H132ZM151 243V242H149ZM162 243V242H161ZM165 243V242H164ZM163 243V244H164ZM169 243V242H168ZM188 243V242H187ZM215 243V242H213ZM217 243V242H216ZM239 243V242H238ZM245 243V242H244ZM243 243V244H244ZM251 243V242H250ZM259 243V241H258ZM13 244V243H12ZM102 244V243H101ZM148 244V243H147ZM156 244V243H154ZM172 244V241H171ZM241 244V243H240ZM248 244V243H247ZM10 245V242H9ZM20 245V244H18ZM24 246L23 244H21ZM40 245V244H39ZM99 244H97L98 246ZM121 245V244H120ZM167 245V244H166ZM175 245V244H174ZM177 245V244H176ZM197 245V243H196ZM230 245V244H229ZM242 245V244H241ZM253 245V244H252ZM259 245V244H258ZM7 246V244H6ZM5 246V247H6ZM113 246V245H112ZM131 246V245H130ZM137 246V245H136ZM149 246V245H147ZM146 246V247H147ZM162 246V245H161ZM210 246V245H209ZM233 246V244H232ZM240 246V245H239ZM4 247V246H3ZM13 247V246H12ZM18 247V246H17ZM14 246V248H17ZM33 247V246H32ZM110 247V246H109ZM143 247V246H142ZM157 247V246H156ZM171 247V246H169ZM167 247V248H169ZM182 247V246H181ZM214 247V246H213ZM217 247V246H216ZM249 247V246H248ZM253 247V246H251ZM250 247V248H251ZM11 248V247H10ZM13 248V249H14ZM20 248V247H19ZM98 248V247H97ZM125 248V247H124ZM138 248V247H137ZM141 248V247H140ZM158 248V247H157ZM164 248V247H163ZM172 248V247H171ZM231 248V247H230ZM238 248V247H237ZM242 248V247H241ZM245 248V247H244ZM264 248V247H262ZM262 248H259L262 249ZM3 249V248H1ZM9 249V248H8ZM7 249V250H8ZM116 249V248H115ZM136 249V248H135ZM184 249V247L182 248ZM186 249V247H185ZM188 249V248H187ZM198 249V248H197ZM201 249V248H200ZM217 249V248H216ZM240 249V248H239ZM255 249V248H254ZM252 249V250H254ZM5 250V249H4ZM108 250V249H107ZM193 250V249H192ZM207 250V249H206ZM213 250V249H212ZM226 250V249H225ZM231 249H229L230 251ZM259 250H256L259 252ZM99 251V250H98ZM135 251V250H134ZM161 251V250H160ZM163 251V249H162ZM161 251V252H162ZM216 251V250H215ZM219 251V250H218ZM224 251V250H223ZM249 251V250H248ZM247 251V252H248ZM10 252V251H9ZM20 252V251H19ZM151 252V251H150ZM148 252V253H150ZM181 252V251H180ZM179 252V253H180ZM233 252V251H232ZM243 252V251H241ZM245 252V251H244ZM25 253V251H24ZM27 253V252H26ZM34 253V252H33ZM32 253V254H33ZM70 253V252H69ZM116 253V252H115ZM165 253V251H164ZM190 253V251H189ZM196 253V252H195ZM220 253V252H219ZM225 253V252H224ZM246 253V252H245ZM243 253V254H245ZM16 254V253H15ZM38 254V253H37ZM90 254V253H89ZM93 254V253H92ZM96 254V253H95ZM98 254V253H97ZM122 254V253H121ZM120 254V255H121ZM131 254V253H130ZM144 250H139L131 262L125 264H134L143 257ZM154 254V253H153ZM192 254V253H190ZM222 254V253H221ZM249 254V253H248ZM247 254V255H248ZM13 255V254H12ZM24 255V254H23ZM94 255V254H93ZM129 255V254H128ZM127 255V256H128ZM132 255V254H131ZM186 255V254H185ZM260 255V253H259ZM264 255V253H262ZM19 256V255H18ZM26 256V255H25ZM64 256V255H63ZM113 256V255H112ZM119 256V255H118ZM163 256V255H162ZM166 256V255H165ZM175 251H168L169 260L173 261ZM190 256V255H189ZM220 256V255H219ZM245 256V255H244ZM10 257V256H9ZM38 257V256H37ZM62 257V256H61ZM90 257V256H89ZM93 257V256H92ZM106 257V256H105ZM108 257V256H107ZM124 257V256H123ZM126 257V256H125ZM152 257V256H151ZM176 256L175 258H177ZM241 257V256H240ZM16 258V257H15ZM42 258V256H41ZM87 258V257H86ZM84 258V259H86ZM109 258V257H108ZM122 258V257H121ZM154 258V257H153ZM156 258V257H155ZM164 258V257H163ZM167 258V257H166ZM180 258V257H179ZM188 258V257H187ZM190 258V257H189ZM220 258V257H219ZM227 258V257H226ZM236 258V257H235ZM13 259V258H12ZM22 259V258H18ZM40 259V258H39ZM89 259V258H88ZM94 259V258H93ZM113 259V258H112ZM125 259V258H124ZM221 259V258H220ZM225 259V258H224ZM243 259V258H242ZM246 260H249L245 258ZM8 260V259H7ZM32 260V259H31ZM66 260V259H65ZM131 260V259H130ZM205 260V259H204ZM203 260V261H204ZM234 260V259H233ZM257 260V259H255ZM11 261V260H10ZM22 261V260H21ZM36 261V259L34 260ZM38 261V260H37ZM59 261V260H58ZM72 261V259H71ZM113 261V260H112ZM115 261V260H114ZM117 261V260H116ZM148 261V260H147ZM151 261V260H149ZM226 261V260H225ZM251 261V260H249ZM6 262V261H5ZM17 262V261H16ZM87 262V261H86ZM26 263V262H25ZM24 263V264H25ZM91 263V262H90ZM105 263V262H104ZM115 263V262H114ZM146 263V262H144ZM163 263V262H162ZM241 263V262H240ZM243 263V262H242ZM261 263L264 261L261 260ZM3 264V263H2ZM29 264V263H28ZM107 264V263H106ZM109 264V263H108ZM143 264V263H142ZM227 264V263H226ZM237 264V263H236Z\"/></svg>","mask_w":264,"mask_h":264}]
</instances>
